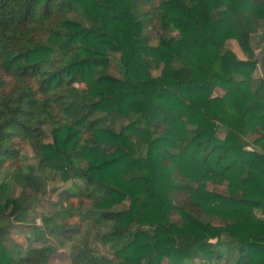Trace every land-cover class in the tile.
<instances>
[{"label": "trees", "instance_id": "trees-1", "mask_svg": "<svg viewBox=\"0 0 264 264\" xmlns=\"http://www.w3.org/2000/svg\"><path fill=\"white\" fill-rule=\"evenodd\" d=\"M154 1L0 0V264H47V235L80 238L70 264H264V0ZM49 169L81 185L22 249ZM102 226L111 256L86 240Z\"/></svg>", "mask_w": 264, "mask_h": 264}, {"label": "rangeland", "instance_id": "rangeland-1", "mask_svg": "<svg viewBox=\"0 0 264 264\" xmlns=\"http://www.w3.org/2000/svg\"><path fill=\"white\" fill-rule=\"evenodd\" d=\"M159 0H155L154 4L156 5ZM41 39H44L46 37V32L40 33ZM157 37L156 35H152V45H156L157 43ZM256 38H253L252 44L256 51H259V46L257 45ZM226 48L230 49L237 57L238 59L245 60L246 56L241 51L240 47L238 46L237 42L233 39L228 40L226 42ZM55 60V59H54ZM110 74L113 76H119L118 73V65L117 62L113 59L110 60ZM158 70H153V75H158ZM253 77L255 78H261L264 77V54H261L260 61L258 62L256 69L254 71ZM8 79V78H7ZM81 88L83 85L80 86ZM224 94V91L220 88H216L213 92V96H222ZM71 99H63L62 104L65 105L68 102H70ZM219 137H223L224 134L220 132ZM257 138V135L255 134H249L245 141H247L249 144H251L253 141ZM43 142H51V135L50 130L48 127L44 128V138L42 139ZM19 149H21V160L19 161V165L22 166L23 170L26 171L27 166L30 165H36L37 160L34 158L33 153L28 145L24 144H18L17 146ZM250 148V147H249ZM14 171L13 168L9 170V175L12 176V172ZM10 178V177H9ZM9 178H7L9 180ZM10 181V180H9ZM42 195H37L39 201L35 204H33L31 210L28 213L29 219L27 221H24L22 223H18L16 226L10 229V237L11 239L17 243L22 249H26L27 247H38L40 244L39 236H37L38 230L36 229V226L40 225V218L41 216H52L57 211V205L56 201L58 199L57 195L60 191H62L65 188L71 187L72 183H75L78 187H80V183L78 181H68V182H62L59 178V175L55 174L52 170H46L45 173L42 175ZM208 189L213 190L220 194H226V186L224 184H213L208 183ZM19 193V189L16 187H13L10 190V196L15 197ZM73 204L77 203V199L73 198L71 199ZM174 218H178L174 216ZM59 218H55V222H58ZM77 221L76 218H73L72 222ZM106 227L102 226L99 229H93L91 234L86 238V240L89 242L91 247H94L97 249L99 253L105 254L107 256H111L114 252V248L111 247V245H102L99 241H94L92 238V235L96 232L102 233L106 231ZM37 237V238H36ZM75 241L67 242V243H59L56 239H54L51 236L45 237V242L56 246L57 249L52 252L47 260V264H70L71 259V246L74 245L80 238L76 237ZM236 259V254L233 253L231 255V262H233ZM225 258L221 259L220 263L224 264Z\"/></svg>", "mask_w": 264, "mask_h": 264}]
</instances>
